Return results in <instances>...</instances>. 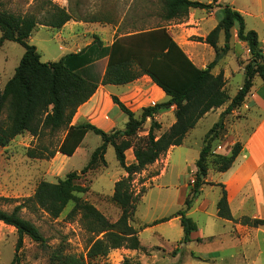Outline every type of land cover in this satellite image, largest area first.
Masks as SVG:
<instances>
[{
    "label": "trees",
    "instance_id": "1",
    "mask_svg": "<svg viewBox=\"0 0 264 264\" xmlns=\"http://www.w3.org/2000/svg\"><path fill=\"white\" fill-rule=\"evenodd\" d=\"M214 4L192 0H163L161 19L166 22L184 20L191 9L210 10ZM220 21L205 38H198L215 50L214 60L205 68H199L188 57L164 25L151 29L127 32L106 46L99 36L75 53H69L56 62H43L35 45L30 43L32 33L40 24L33 15H14L1 8L0 4V47L4 42H15L25 52L15 70L14 76L0 91V147L6 148L18 136L29 133L40 141L37 149L29 150L31 158L52 159L57 153L71 156L82 144L88 132L100 136L102 144L91 155L82 174L99 162L107 166L105 155L112 146L120 167L127 174L115 183L112 201L121 208L117 221H111L94 205L78 201L75 193L81 190L75 182L80 178L72 172L57 183L41 181L35 193L27 202L58 219L66 206L77 200L72 215L81 213L82 221L91 234L87 254L77 256L66 254L62 249L50 253L51 264H109L107 258L112 250H139L138 230L131 222L145 189L136 193L135 176L153 165L172 147L181 146L187 134L208 112L224 106L229 101L226 80L223 73L214 75L212 70L230 49L232 29L237 28L239 41L246 43L250 61L245 66V80L242 87L221 114L219 122L207 133L199 158L196 162L194 184L184 203L176 213L181 217L184 237L182 243L191 241L192 232L197 230L195 222L186 214L199 196L209 172V158L213 142L225 128L224 118L240 108L260 77L264 82V52L258 33L247 30L244 16L230 5H218ZM50 19L43 25L54 29L62 28L72 17L65 8L54 5ZM224 34L222 51L218 48L220 34ZM148 76L167 96L165 102L143 107L139 117L113 95L112 101L127 116L124 131L102 130L96 125L84 122L72 124L78 109L88 102L103 85H128ZM175 107V123L162 135L155 132L161 125L155 120L160 112ZM148 119L151 124L147 137L137 138ZM63 133L55 148L53 141L43 144L45 137L54 138ZM122 140L119 142V140ZM133 148L135 162L127 165L126 151ZM242 151V144L236 143L231 155L217 157V172L228 171ZM217 203L218 217L236 222L231 214L224 185ZM26 204V203H25ZM27 205H18L12 211L0 209V222L14 227L19 235L16 251L23 246L24 237L48 248L39 228L21 215ZM170 220L165 218L159 222ZM242 225L264 227V220L243 217Z\"/></svg>",
    "mask_w": 264,
    "mask_h": 264
},
{
    "label": "rangeland",
    "instance_id": "2",
    "mask_svg": "<svg viewBox=\"0 0 264 264\" xmlns=\"http://www.w3.org/2000/svg\"><path fill=\"white\" fill-rule=\"evenodd\" d=\"M162 1L163 0H0V4L2 10L8 13L20 16L33 15L37 18L40 24L32 33L31 44H34L38 48L43 62H56L64 55L89 45L94 35H96L95 28L96 25H98L97 23L117 25L123 20V25L120 29L125 33L142 29H151L160 25L166 26L173 38L176 39L179 45L188 53V57L191 56L192 50H196L199 55L204 57L206 62L210 64L211 62H209L207 58V49H209L207 45L199 41V37L185 34L186 32L177 25L188 22L190 18H198L199 22L192 24V26L198 28L201 33L208 35L212 31V26L215 25L214 16H217V10L213 11L214 14H208L210 11L206 14L205 11L200 10L198 12L201 14L200 16L191 17L189 13V16L184 20L166 22L161 19ZM232 2H234L233 5H231L232 7L242 8L247 12V15L244 16L246 27L249 30H257L256 32L264 36V26H262L260 22V17L264 18V0H224L223 4L229 5ZM54 5L65 8L72 17L71 21L60 29L49 28L43 25L50 19V15L54 11ZM214 8L213 6V9ZM82 22L84 24H80ZM236 31V27L232 29V36H234ZM224 44V34L221 33L217 44L220 51H222ZM17 47L20 51H24L21 45L17 44ZM230 52L233 53V55L226 58V54ZM227 53L222 56V59L224 57L226 59L223 60V62L220 61L223 63L220 66L221 70H235L237 67L236 61H238L239 64L244 67L245 73V66L250 61V52L246 43L241 41L235 43L232 37L230 49ZM211 58H213V54H211ZM218 64L220 65V63ZM239 78V76H236L231 84L226 86L229 101L224 106L212 110L213 112H208L209 114L207 113V116L205 115L202 120L200 119V123L198 122L199 124L197 123L195 128L185 137L184 141L186 145H188V147L185 148L187 149L185 152L189 160H192L194 156L198 155V152H200L203 147L207 133L219 122L221 115L218 117V112L223 108L227 109L231 103L233 99L231 96L238 90ZM121 89H125V87ZM122 99L127 107L133 109L136 117H139L142 108L146 107V105H154L152 104L154 102L157 103L159 96L156 93V88L152 86L148 80L142 78L140 81H134L129 84V88L126 89V93L122 96ZM98 103L101 104L104 109L111 108L106 94L99 95ZM169 111L170 110L156 115L157 119L155 118V120L161 125V128L155 132L157 136L162 135L173 124V115L172 112ZM114 116H116V113ZM123 119L127 121V116L125 114H123V118L120 120ZM241 121V114H235L233 111L224 118L225 128L220 131L219 137L212 145L209 158V170L217 171V157L230 156L233 146L238 142L242 144L241 138L237 137L238 126L244 125L246 128L247 126L245 125V121H242V123ZM84 122L93 124L90 120ZM150 124L151 121L148 119L143 128L138 131L137 138L147 137ZM125 126L126 125L123 124L118 127V129L115 128L106 132L110 133L114 130L124 131ZM61 138L62 133H59L54 138L45 137L41 142L43 144H49L50 141H53L54 146L50 148L53 149ZM121 141L120 139L119 142ZM39 143L40 141L37 140L35 144H32L26 149H22L17 143H14L9 150H4L2 153L0 157V209L10 212L18 205H27V207L21 211V215L39 228L46 239L48 248L43 247L40 243L32 241L29 237H24L23 246L17 252L16 247L19 239L17 230L12 226L0 222V264H51L50 253L56 249H62L66 254L77 256H85L88 252L89 241L92 236L84 226L81 213L71 216V212L77 200L71 201L58 219H52L47 213L39 208H35V206H31V204L27 202V200L34 195L41 181L57 183L65 179L68 174L77 172L80 178L75 184L79 186L81 190L83 189V191H77L75 193V197L79 199L78 201L88 202L94 205L113 222L117 221L121 215V208L112 201V196L114 192V182L120 177H125L126 174L120 167L112 146H108L105 155L107 166L99 162L95 167L89 169L86 174H82V170L88 165L92 153L102 144L100 136L90 131L87 133L84 143L82 142L83 144H81L71 156L58 153L52 159L29 157L28 151L37 149ZM166 155L167 153L159 159L160 161L158 164L148 166L141 174L135 176L134 188L136 193H140L143 188L145 189L143 196L150 190L152 191H150L147 200H140L137 204L133 221L138 222L141 220H150L152 218L162 220L163 218L161 216L171 215L173 212L176 211L177 213L179 211V199L182 193L180 192L181 189H178L180 184L178 170L170 166L167 167L165 162H161L162 159H166ZM134 162L135 157L133 148H130L126 151V163L130 165ZM161 170L165 172L167 170L168 173L160 182L157 180V176L160 174ZM195 173H192L191 168L187 171L188 179L193 177L189 180L191 188L194 184ZM205 186L206 185H204V187ZM209 189L208 191H210ZM215 191L216 193H220L221 189H216ZM208 197H210V192ZM207 222V220L203 222L200 221L201 226L207 230L206 236L209 231L215 233L228 232L227 228L224 229V225L220 222L211 221L209 224ZM178 235L179 228H172L170 241L166 243L167 252H163L164 255L167 256L165 264H241L240 262H234L230 259L232 254L231 248H228L225 254L221 252L219 260L213 261L209 259L207 261H202L196 256H192L190 251L181 248V245H184V243H182L183 240L180 243L175 241ZM247 236L251 239L256 238V231L247 228ZM259 241L264 244V233L259 234ZM207 248V243L200 246V249L203 250ZM107 262L109 264H132L131 259L125 256L123 259L119 257L107 258ZM259 262L264 264V258L260 259ZM242 264L245 263L242 262Z\"/></svg>",
    "mask_w": 264,
    "mask_h": 264
},
{
    "label": "crops",
    "instance_id": "3",
    "mask_svg": "<svg viewBox=\"0 0 264 264\" xmlns=\"http://www.w3.org/2000/svg\"><path fill=\"white\" fill-rule=\"evenodd\" d=\"M192 1H197L205 4H214V9L212 8L210 10H203L206 14L209 11L210 13L208 14H214L213 11L217 10V16H214L215 25L211 28L214 29L221 19L219 12L220 8L218 7V5H224V0ZM233 3L234 2L229 5H233ZM233 8L241 12L243 16L247 15V12L242 8ZM199 11V9H191L190 16H200L201 14L198 13ZM69 22H67L66 24H68ZM198 22V18H190L188 22L182 23L181 25L177 26L182 28L184 32H186L185 34L187 35L205 38L207 35L201 33L198 28L192 26V24ZM260 22L262 23V26H264L263 17H260ZM80 24L84 23L82 22ZM97 24L98 25H96L95 34L100 37V39L104 42L106 46L111 45L117 38L123 35H127V33L120 29L123 25V20H121L117 25L103 24L100 22ZM247 30L249 29L247 28ZM257 33L259 36L260 46L264 52V36H261L259 32ZM232 37L234 38L235 43L239 42L237 31ZM30 43H32V36L30 37ZM206 45L209 48L207 49V58L209 62H212L215 58V51L208 44ZM86 46H84L83 48H85ZM182 49L184 50L183 47ZM80 50L81 49L75 52H78ZM24 52L25 50L20 51V49H18L17 44L15 42L6 41L0 47V91L5 88L8 81L14 76L15 70L20 63ZM186 54L188 53L186 52ZM211 54H213V58H211ZM227 54L226 58L233 55V53L231 52L228 55ZM189 58L193 61L196 66L202 69H205L209 64L206 62V59H204V57H201L196 50H192L191 56H189ZM226 58L224 57L220 61L223 62V60H225ZM220 61V65L217 64V66L213 69L212 73L214 75L223 73L224 78L226 80V86H229L236 76L240 77L238 82V90L234 95L231 96L233 98L244 83V67H242L238 61H236L237 67L235 68V70L230 69L229 71L228 69H226L222 71L220 66L223 63H221ZM142 78L148 80L152 84V86L156 88V93L159 96V100L157 103L165 102L168 100L165 93L158 86L153 84V82L148 76H144ZM142 78L136 81H140ZM122 87H125V89H121ZM127 88H129V84L120 86H99L94 96L78 109V112L76 113L72 124L75 125L79 124L80 122L82 123L84 121L90 120L93 122L94 125L104 131L113 130L115 128L118 129V127L122 126L123 124L126 125L128 118L127 121L124 119L120 120L123 118L124 113L119 109L117 105L113 103L111 96L115 95L119 97V99L122 101V96L126 93ZM100 94H106L108 96L111 108L104 109L101 104L98 103ZM152 104L156 103L154 102ZM147 106L148 105H146V107ZM225 109L226 108H223L218 112V117H220V115L222 114V112H224ZM131 110L133 111V109ZM174 111L175 107L170 108L169 112H172L173 124L176 120ZM115 113L116 116H114ZM233 113H240L242 116V121H245V125L247 126V128L244 125L238 126L237 137L241 138L240 140H242V151L237 157L233 166L228 171L217 172L214 170H209L208 176L206 178V182L208 184L203 188L202 193L198 196L192 208L187 213V216L195 222L197 230L192 232L190 236L191 241L185 243L184 245H181V248H183V250L190 251L192 256H196L202 261H207L209 259L213 261L219 260L220 253L223 252V254H225L227 249L231 248L232 254L230 256V259H232L234 262H240L241 264L242 262L245 264H261V262L259 261L260 259L264 258V244L259 241V234L264 233V227H249L246 225H242L239 221L243 217L264 220V82L260 77H256L254 79V85L250 94L247 96L244 104L237 110L233 111ZM159 114H161V112ZM208 114H206V116ZM155 118L157 119V116ZM63 137L64 134L62 133V138ZM36 141L37 139H35L29 133L20 135L16 137L8 147L4 149L0 147V157L4 150H9V148L14 143H17V145L22 149H26L32 144H35ZM187 147L188 145H186L184 141L181 146L172 147L168 151L166 159L161 160V162L163 161L166 163L167 167L170 166L173 169L178 170V178L180 182L178 189H181L180 192L182 193V196L179 199L180 206L178 210L182 209V207L184 206V203L191 190L189 180H191L193 177L188 179L187 171L189 168H191L192 173L196 172L195 164L200 155V152H198L197 156H194L192 160H189L187 157V153L185 152L187 151V149H185ZM159 161L160 160L155 162L153 165L158 164ZM167 173V170L166 172L164 170H161L160 174L157 176V180L161 182L162 179L166 177ZM120 179L121 177L118 180ZM118 180L114 182V186ZM221 184L225 187L231 214L237 222L222 219L217 215V203L221 197V191L220 193H216L215 190L221 189V186H219ZM208 189L210 191H208ZM150 191L147 192L144 196H142L141 201L147 200ZM209 192L210 197H208ZM175 213L176 211L173 212L171 215L169 214L161 216L163 219H170L166 222H159L160 220H157V218H152L150 220H141L138 222H131L132 226L136 230H138V236L141 245L140 249L112 250L108 258L119 257L120 259H123L125 256L131 259L132 264H165L167 256L164 255L163 252L166 251V243L170 241L169 239L171 236V229L177 227L179 228V235L177 238H175V241L180 243L184 237L181 217L176 216ZM204 220H207L208 224L211 221L220 222L224 225V229L227 228L228 232L224 233V231L222 233H215L213 231H209L206 236L207 230L204 229L200 224V221L203 222ZM247 228L256 231V238L251 239L247 236ZM205 243L208 244V248L206 250L200 249V246Z\"/></svg>",
    "mask_w": 264,
    "mask_h": 264
}]
</instances>
